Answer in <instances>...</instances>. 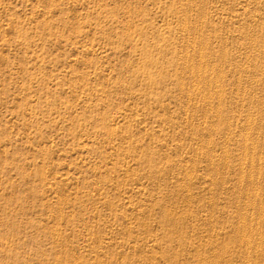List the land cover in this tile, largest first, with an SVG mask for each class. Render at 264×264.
<instances>
[{"label": "rangeland", "instance_id": "rangeland-1", "mask_svg": "<svg viewBox=\"0 0 264 264\" xmlns=\"http://www.w3.org/2000/svg\"><path fill=\"white\" fill-rule=\"evenodd\" d=\"M263 197L264 0H0V264H264Z\"/></svg>", "mask_w": 264, "mask_h": 264}, {"label": "bare ground", "instance_id": "bare-ground-1", "mask_svg": "<svg viewBox=\"0 0 264 264\" xmlns=\"http://www.w3.org/2000/svg\"><path fill=\"white\" fill-rule=\"evenodd\" d=\"M221 57V56H220ZM200 68V67H199ZM199 71V70H198ZM255 146V145H254ZM252 177V176H251ZM256 188V187H255ZM260 191V190H259ZM264 198V197H263ZM261 201V200H260ZM255 202V201H254ZM262 203V202H261ZM261 219V218H260ZM252 222V221H251ZM256 225V224H255ZM250 227V226H249ZM241 232V231H240ZM243 236V235H242ZM247 236V235H246ZM250 240V239H249ZM248 240V241H249ZM250 249V248H249ZM249 252V251H248ZM248 257V256H247ZM245 258H246V256H245ZM248 259V258H247Z\"/></svg>", "mask_w": 264, "mask_h": 264}]
</instances>
